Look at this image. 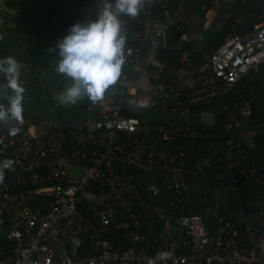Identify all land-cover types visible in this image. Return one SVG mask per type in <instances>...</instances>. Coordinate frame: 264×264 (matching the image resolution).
I'll return each mask as SVG.
<instances>
[{
    "label": "built area",
    "instance_id": "built-area-1",
    "mask_svg": "<svg viewBox=\"0 0 264 264\" xmlns=\"http://www.w3.org/2000/svg\"><path fill=\"white\" fill-rule=\"evenodd\" d=\"M176 6L175 0H145L137 17H119L126 36L123 67L134 69L150 39L170 32L155 19ZM102 8L103 0H52L49 18L68 34L73 24L95 21ZM250 16L249 31L234 28L211 50L183 51L177 65L159 54L151 61L150 105L184 119L147 121L124 114L126 74L117 97L102 102L96 120L84 128L33 135L38 121L32 116L0 123V167L11 162L2 168L0 183V264H264L262 205L246 201L243 225L225 219L219 202L207 210L209 224L202 214L173 217L170 210L191 196L186 151L174 145L178 138L198 136L190 107L224 101L244 75L264 65V17ZM0 106L7 108V99L0 98ZM251 113L250 102H235L226 111L227 129L239 135L225 143L226 175L235 181L224 193L254 177L264 184V147L253 152L240 136ZM159 252L171 257L160 260Z\"/></svg>",
    "mask_w": 264,
    "mask_h": 264
},
{
    "label": "trees",
    "instance_id": "trees-1",
    "mask_svg": "<svg viewBox=\"0 0 264 264\" xmlns=\"http://www.w3.org/2000/svg\"><path fill=\"white\" fill-rule=\"evenodd\" d=\"M51 1L52 0H50V3ZM82 1L85 4H90L92 0ZM0 3L10 7H15V5H17L15 0H0ZM1 10L0 12H2V16L5 17L8 22L16 25L22 24V21H15L14 18L9 17L10 13L3 11V9ZM251 12L254 14L261 13L264 17V0L238 1L234 6L233 13L229 19L230 26L226 29L228 32L225 31L220 38L212 42L214 45L212 49L222 42L223 37L225 34L229 33L230 28L231 31L229 35L234 32V28L249 31L253 24V18L252 16H247H249ZM159 19H161V17H159ZM255 20L258 21L259 18L256 17ZM29 21L32 22L29 27L31 26L32 29L38 28V25H35L34 23L36 19H30ZM47 25L54 27V30L58 29L52 21V18H49V16L47 18ZM168 29L170 32H167V36L171 41L169 46H166V48H163L159 52V57L171 65H177L179 63L177 58L180 53L187 51V49L186 47L176 48L175 46L181 41L182 36L187 31V27L181 22H178L170 24ZM14 39V44L19 50V56L29 63L38 62L47 57L49 47L44 43H40L37 39L29 36H16ZM0 55L3 57V54ZM192 55H194V53ZM131 71L132 70L127 66L122 68L123 74H129ZM116 87L118 91L114 94L112 99L116 98L119 93V85ZM235 89L238 91L232 92L222 102L217 98L211 103L203 102L199 106L194 105L190 107L192 113L200 115L198 121L191 126L193 128L192 130L195 131L198 136L193 138H178L174 142V145L181 146L186 151L187 164L185 168V177L190 185L191 196L188 197V199H185V201L179 202L177 207H170L173 217L188 213H199L204 216L206 222L209 224L212 223V221L206 214L207 210L211 204L219 202L221 205L220 212L225 219H229L238 225H243L248 220L246 215L249 212V208L246 205V201L250 200L251 203L255 204V202L260 200L261 196L264 200V184L257 182L255 177L248 180L252 181L249 185L232 183L236 187V190H229L224 193L225 185L230 184L231 181H235L233 177H228L226 175L228 168L225 161V143L229 136L236 137L239 135L237 133L238 130L235 128H232V130L227 129L226 111L229 112L232 110L235 102H237L239 106L245 104V102H250L252 113L250 118L245 121L243 128L246 125L257 128L264 124V65L258 71L252 70L244 75L241 81L236 85ZM233 94L234 98L229 102L227 99ZM75 107H83V109L87 108L81 104H77ZM127 108L128 107L124 108L123 113L131 116L132 113H130ZM71 112H74V109L71 110L70 113ZM202 114H206V117L202 118ZM211 114L213 117L209 118L208 116H211ZM22 115L32 116L28 112L24 113V111ZM243 141L245 142L244 139ZM263 147L264 135L258 134L256 135V143L255 146L252 147V150L257 153L260 152ZM199 163L201 164V170L197 167ZM249 163L250 165H257L256 162H252V160H249ZM222 174L225 176L223 179L219 180L217 176ZM142 181L147 180L143 179ZM219 181H224V183L221 184ZM151 199L154 203L160 202L157 198ZM262 203L264 204V201Z\"/></svg>",
    "mask_w": 264,
    "mask_h": 264
},
{
    "label": "clouds",
    "instance_id": "clouds-1",
    "mask_svg": "<svg viewBox=\"0 0 264 264\" xmlns=\"http://www.w3.org/2000/svg\"><path fill=\"white\" fill-rule=\"evenodd\" d=\"M144 3L145 0H114V3L103 0L102 11L95 21L76 23L69 27L68 34L56 45L59 60L55 71L73 81L57 98L61 104H75L85 96L92 102H97L119 80L125 63L126 41L119 17H137ZM21 67L11 56L0 60V73L5 75L9 82L7 86L15 93L6 96L7 108L0 106V123H8L9 120L23 123L24 88L18 82ZM10 131L14 135L18 129ZM10 164L8 161L0 167V183L4 179L2 168L10 167ZM170 257V252L157 254L160 260ZM149 264L155 262L150 260Z\"/></svg>",
    "mask_w": 264,
    "mask_h": 264
},
{
    "label": "rangeland",
    "instance_id": "rangeland-1",
    "mask_svg": "<svg viewBox=\"0 0 264 264\" xmlns=\"http://www.w3.org/2000/svg\"><path fill=\"white\" fill-rule=\"evenodd\" d=\"M15 2L17 3L15 7L0 3V10L3 9L5 12L13 13L18 18V22L22 21L21 25L8 22L0 12V54H3V57L0 55V60L11 56L22 65L18 82L24 88L22 93L23 111L24 113L28 112L38 121L37 125L31 127V133L33 135L37 134L41 125L44 129L68 126L81 129L90 125L94 122V112L83 109V107H75L77 104L86 106L87 102L90 101L86 96L75 104H61L57 99L62 92L72 85L73 81L55 71L59 60V50L56 45L67 34L59 29L54 30V27L47 25V18L50 14V0H15ZM30 19H36L34 23L38 25L37 29L29 27L32 23L29 21ZM16 36H29L37 39L40 43L46 44L49 47L47 57L34 63L24 60L19 56V50L14 44ZM8 83L5 75L0 73V97L6 98V96L15 94L7 86ZM129 83L126 87L127 98L129 91L134 90V84L130 81ZM117 91L116 87L114 92ZM97 102L99 103V101ZM91 103L95 104L92 101ZM143 108V117L151 121L172 120L160 111L154 112V108L149 105ZM73 109L74 112L70 113ZM205 115L202 114V118ZM208 117L212 118L213 115L211 114Z\"/></svg>",
    "mask_w": 264,
    "mask_h": 264
},
{
    "label": "crops",
    "instance_id": "crops-1",
    "mask_svg": "<svg viewBox=\"0 0 264 264\" xmlns=\"http://www.w3.org/2000/svg\"><path fill=\"white\" fill-rule=\"evenodd\" d=\"M175 1L177 2V6L171 10H164L160 15H158L159 17H161V19H159V17L157 16V18L155 19V25L165 31L170 24L181 22L185 27H187V31L184 33L181 41L175 47H186L187 51H190V53L192 52L191 54L194 53V55H197V53H200L204 50L212 49V47L214 46L212 42L220 38L225 33V31L228 32V30L226 29H228L227 27L230 26V16L233 13L234 6L240 0ZM250 14H253V12H251ZM229 33L225 34L222 41L227 35H229ZM170 41L171 40L167 36V34H164L163 36H153L148 43V48L143 58L136 64L134 69H132V71L127 74L128 83L130 81L132 82V84H134V90L129 91L128 98L126 97V93L124 100L125 106L128 107L127 109H129V112L132 113L131 116H140L147 121H151L148 118L143 117L142 109H144L143 107L145 106L141 105H149L151 108H154V112L160 111L158 108L150 105V74L154 70L151 61L155 56L159 54V52L163 48L169 46ZM125 75L126 74H123L122 72L119 80L105 91L103 98L99 100V103L97 102L98 104L96 102L95 104L91 103V100L87 102L85 106L87 108L85 109H89L90 111L94 112L93 120H96L97 118V110L99 108V105L104 100L112 99L114 97L116 86L121 83ZM165 115H167L169 119H172L171 121L168 120L170 122L176 121L177 119H184L183 115ZM199 117L200 115H192L191 120L193 121V123H195L198 121ZM44 130L45 129L41 125L39 131L43 132ZM240 134L242 139L245 140L247 146L254 147L256 143V135H264V124L257 128L246 125L242 129ZM263 201L264 200L261 196L260 200L255 203L262 205L261 207H263L264 209V204L262 203Z\"/></svg>",
    "mask_w": 264,
    "mask_h": 264
},
{
    "label": "water",
    "instance_id": "water-1",
    "mask_svg": "<svg viewBox=\"0 0 264 264\" xmlns=\"http://www.w3.org/2000/svg\"><path fill=\"white\" fill-rule=\"evenodd\" d=\"M9 17L14 18L15 21H18V18H17L16 16H14L13 13H10V14H9Z\"/></svg>",
    "mask_w": 264,
    "mask_h": 264
}]
</instances>
